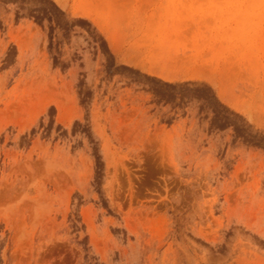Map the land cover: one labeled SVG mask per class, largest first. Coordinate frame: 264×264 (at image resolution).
<instances>
[{"label":"rangeland","instance_id":"obj_1","mask_svg":"<svg viewBox=\"0 0 264 264\" xmlns=\"http://www.w3.org/2000/svg\"><path fill=\"white\" fill-rule=\"evenodd\" d=\"M0 264H264V0H0Z\"/></svg>","mask_w":264,"mask_h":264}]
</instances>
